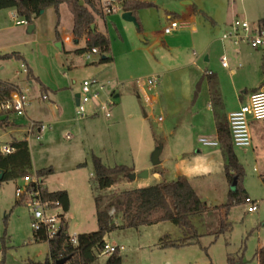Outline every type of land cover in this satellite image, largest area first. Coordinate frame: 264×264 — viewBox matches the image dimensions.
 Wrapping results in <instances>:
<instances>
[{"label":"rangeland","instance_id":"1","mask_svg":"<svg viewBox=\"0 0 264 264\" xmlns=\"http://www.w3.org/2000/svg\"><path fill=\"white\" fill-rule=\"evenodd\" d=\"M141 1L153 6L138 9L134 23L122 18L120 11L102 14L100 0H94V21L109 40L112 58L102 63L98 52L90 59L85 58L86 51L75 52L84 46L83 40L56 45L71 34L72 14L64 3L59 5L57 25L54 10L48 7L28 23L33 26L31 31L28 25L16 23L21 18L12 8L0 9V54L18 52L21 56L0 59V79H13L19 71V79L26 83L22 67H28L47 90L33 84L32 108L48 121L41 133L34 129L28 135V121L10 115L17 126L0 127V146L25 134L29 171L51 168V174L40 177V183L49 190L69 193L66 231L71 236L97 229L96 196L105 197L106 202L108 196L122 190L187 178L208 207L191 216L197 236L188 237V244L159 246L185 237L171 221L126 227L121 212L109 209L114 210L115 228L105 240L123 246L122 264H227V257L233 264H257L256 251L264 245V186L260 179L264 175V119L250 120V146H233L243 167L242 188L257 202V210L247 212L246 203H239L225 212L221 205L235 187L234 178H226L221 147L199 141L215 139L205 79L194 102L192 98L200 75L214 72L227 111L261 77V49L243 41L221 40V35L235 20L256 23L264 18V0ZM194 6L198 12H193ZM170 20L185 23L166 34L163 28ZM222 57L226 67L221 65ZM154 75L158 83L149 95L156 100L146 102L138 95L136 81ZM91 79L96 82L83 94L82 82ZM44 92L49 95L47 100L40 99ZM75 93L89 96L80 118L75 114ZM158 145L159 163L153 165L150 157ZM93 156L108 167L123 168L111 186L98 187ZM142 171H147L146 177H128ZM22 184L21 178L0 182L1 264L44 262L48 255L47 242L32 238L28 206L15 204L14 189ZM106 258L98 253L92 264H104Z\"/></svg>","mask_w":264,"mask_h":264},{"label":"trees","instance_id":"2","mask_svg":"<svg viewBox=\"0 0 264 264\" xmlns=\"http://www.w3.org/2000/svg\"><path fill=\"white\" fill-rule=\"evenodd\" d=\"M61 3H64L72 14V41L77 43L80 39H84V46L75 49V52H87L91 48H95L100 54L99 62L111 61L112 58L109 55L110 43L107 36L96 30L95 25L94 28H91V25L94 24L93 10L96 11L94 0H0V9L12 8L18 17L31 23L34 18L40 15L41 11L52 7L57 25L58 9ZM149 6H153V4L141 0L122 1L123 11H131L133 15L138 9ZM260 21L264 23V18L260 19ZM55 33L58 40L59 36L56 27ZM13 57L21 59L18 52L0 54V59L2 60ZM26 71L28 76H31L28 68H26ZM261 72L264 75V53H262ZM204 77L212 88L215 82L214 74L208 72L203 75ZM16 88L14 84L0 80V92L9 93ZM210 102L215 109L214 118L217 140L225 155L224 172L228 181L234 178L235 184V187L227 193V201L221 205L226 212L230 206L244 203L247 197L241 185L243 167L233 151L226 118L218 112V109L222 106V101L219 94L214 90L210 91ZM9 124L7 119H0V127ZM10 146L13 148L11 153L7 155L0 154V170L3 171L0 182L16 179L29 173L31 161L27 141L25 139H13L10 142ZM92 163L94 177L98 187L101 189L111 186L115 182L116 174L123 171L120 166H106L97 156L92 157ZM51 172V168L35 170V173L41 178L48 176ZM260 179L264 186V175H261ZM41 196L43 199L58 201L63 212L60 214V227L58 232L48 240L44 239L41 232L38 233L40 239H36V235L32 231L33 240L47 242L48 255L44 262L28 261L26 264H56V260L64 257H68V259L63 264H92L105 243V235L115 228L113 216L109 214L111 207L115 209V212H121L122 226L138 227L164 220L171 221L177 225L185 237L180 242L167 240L159 244L161 247H178L190 243L188 237L197 236L191 222V216L203 213L208 208L205 202L197 195L189 180L182 176L171 181H162L149 186L122 190L108 196L106 202L104 201L105 197L96 196L95 217L97 229L92 232L77 234L76 243L72 244L71 238L66 231L67 222L64 216V212L69 207L66 190L48 191L43 187ZM20 202L24 201L17 199L15 204ZM256 258L257 264H264V245L257 249ZM104 264H122L120 250L115 249L110 253ZM227 264H233L229 257H227Z\"/></svg>","mask_w":264,"mask_h":264},{"label":"built area","instance_id":"3","mask_svg":"<svg viewBox=\"0 0 264 264\" xmlns=\"http://www.w3.org/2000/svg\"><path fill=\"white\" fill-rule=\"evenodd\" d=\"M123 0H100L99 11L104 14H111L114 12H123L122 9ZM18 24L28 25L25 19H19L16 21ZM183 24L177 20H170L169 24L163 28L164 33H170L177 27ZM221 40L231 41L237 43L243 41L249 44L253 48L261 49L264 53V23L260 20L256 23H249L246 19L235 20L230 24V29L221 35ZM97 53L95 48H91L86 52L85 58L90 59L91 55ZM223 66H227L224 57L221 59ZM22 71L25 73L26 68L22 67ZM19 74V71H16ZM96 81L94 79L84 80L81 85L83 94L90 91V86ZM158 83L156 76L147 77L145 80H137L138 95H141L146 102L150 101L149 92ZM93 96L97 95V92L92 93ZM45 97V96H44ZM89 101V96H78V102L76 104L75 114L77 118H80L84 114V104ZM30 104L29 95L27 90H21L16 88L9 93L0 92V119L9 120L10 115L24 117L26 109ZM108 115V114H106ZM264 119V86L259 87L252 91L245 103L241 104L236 110H233L227 114L226 121L230 133L231 143L233 146L246 147L251 145V136L249 131L250 120ZM46 128L45 124L37 123L32 120H28L26 133L32 134L34 129L41 131ZM38 137V136H36ZM68 137V135H66ZM199 141L206 146L218 145V141L213 139L200 138ZM13 148L9 144H3L0 146V154L7 155L11 153ZM23 184L16 186L14 189V195L17 199H21L28 206L29 213L31 215V228L35 233L36 239H40L39 232L43 233L44 239L48 240L52 238L59 230L60 227V214H62L61 206L58 201H51L43 199L41 191L43 185L40 183V177L33 172H29L21 177ZM246 211L254 212L257 210V202L252 200L248 196L245 198ZM114 210L109 214H113ZM71 243H76V236L69 235ZM115 249H123V246L114 243H109L105 240V243L100 250L99 254L108 256Z\"/></svg>","mask_w":264,"mask_h":264},{"label":"crops","instance_id":"4","mask_svg":"<svg viewBox=\"0 0 264 264\" xmlns=\"http://www.w3.org/2000/svg\"><path fill=\"white\" fill-rule=\"evenodd\" d=\"M193 12L195 13V12H198L197 11V9L195 8V6L193 7ZM204 15V14H203ZM176 16H178V15H176ZM262 19V18H261ZM260 20V19H259ZM258 20V21H259ZM180 22V21H179ZM183 25H184V23L185 22H181ZM18 24V23H17ZM21 25H23V24H21ZM94 25H95V28H96V30H98V28H97V25H96V22L94 21ZM182 25V26H183ZM194 23H192V25H191V28H194ZM57 31V30H56ZM99 32H101L100 30H98ZM80 40H83L84 41V39L82 38V39H80ZM79 40V41H80ZM72 41V38H71V34H70V37L69 36H65L64 37V39H63V41H60V47L63 45V42H65V43H69V42H71ZM78 41V42H79ZM73 42V41H72ZM77 42V43H78ZM77 43H75V44H77ZM80 48V47H79ZM75 49H77V48H75ZM74 49V50H75ZM223 58V57H222ZM221 58V59H222ZM261 64H262V54H261V63H260V69H261ZM221 65H222V63H221ZM223 66V65H222ZM223 67H226V66H223ZM0 68H2V67H0ZM28 68V67H27ZM29 69V68H28ZM30 70V69H29ZM209 72H211V71H209ZM26 73V75H25V79H24V81L26 82V83H24L23 82V80H20L19 79V77H18V75L19 74H16V72H15V76L16 77H14L13 79H10V80H2V81H5V82H8V83H12V84H14L17 88H19V89H21V90H27V92H28V95H29V101H30V104H29V106H28V108L26 109V113H25V116L23 117V118H25V120H32V121H34V122H37V123H41V124H45L44 122H48V121H46V120H44L45 119V116L44 115H42V113H40L39 111H38V113H36L34 110H33V106H34V101H32L33 100V97H34V91H33V89H34V87H33V84H37L38 86H39V88H40V90L42 89V90H45L46 92H47V90L45 89V87H44V85H42V83H41V81L39 80V78L36 76V75H34L33 74V72L30 70V75L31 76H28V74H27V71L25 72ZM208 72L206 71V72H204L202 75H200V77L198 78V81H197V83H196V89H195V91H194V95H193V98H192V102H194L195 101V99L197 98V96H198V93H199V91H200V84H201V81H202V79H205V83H206V90H207V94H208V104H209V106H210V109H211V111H212V114H213V120H214V129H215V133H214V137H215V139H213V140H216V141H218L217 140V135H216V128H215V118H214V111H215V109L212 107V105H211V102H210V91H216V93H218L219 94V96H220V99H221V101H222V97H221V95H220V93L218 92V84H217V79H216V75H215V73L214 72H211V73H213L214 74V76H215V82H214V86L211 88L210 87V85L208 84V82L206 81V78H203V75H206ZM154 76H156L157 78H158V76L157 75H154ZM1 80V79H0ZM262 86H264V75L262 74L261 75V77L260 78H258L257 80H255L254 81V84L252 85V87L250 88V90H249V92H247V94L246 95H239L238 96V103H237V105H235L234 107H232V108H230V109H228L227 111L225 110L226 109V107H224L223 106V104H222V106L218 109V112L221 114V115H223V116H225V118L227 117V114L229 113V112H231V111H233V110H236L241 104H243V103H245L246 102V100H247V98H248V95L252 92V91H254L255 89H257V88H259V87H262ZM30 91H33V92H30ZM46 92H44V93H46ZM197 92V93H196ZM195 93H196V95H195ZM75 95V94H74ZM45 96V97H44ZM49 98V95L46 93V94H41L40 95V99L41 100H47ZM39 100V99H38ZM151 100H156V96H150V101ZM75 102V101H74ZM75 106H76V104H75ZM9 121V125H7V126H3L2 128H7V127H9V126H17V125H15L16 123L14 122V120H8ZM44 130V129H43ZM43 130H41V131H43ZM36 132H38V133H41V131H38V129H36L35 130ZM26 132V131H25ZM27 134V133H26ZM13 139H25L26 141H27V144H28V140H27V137H25V134L22 136V137H20V138H12V140ZM12 140H9L8 142H4L3 144H9L10 145V142L12 141ZM218 145L220 146V144H219V142H218ZM29 148V147H28ZM30 153V152H29ZM31 161V160H30ZM37 170V169H36ZM29 172H31V171H29ZM19 178H21V177H19ZM44 178H46V177H44ZM44 186V185H43ZM45 188H46V186H44ZM47 189V188H46ZM48 191H55V190H59V189H54V190H49V189H47ZM63 190H65V189H63ZM195 190V189H194ZM66 192H67V195H68V200H69V204H70V199H69V193H68V191L66 190ZM64 216H65V218H66V212H64Z\"/></svg>","mask_w":264,"mask_h":264},{"label":"water","instance_id":"5","mask_svg":"<svg viewBox=\"0 0 264 264\" xmlns=\"http://www.w3.org/2000/svg\"><path fill=\"white\" fill-rule=\"evenodd\" d=\"M121 16L125 20L133 21L134 23H136V18L134 17V15L132 14L131 11H123ZM91 28H94V24L91 25ZM32 29H33V26L32 25H28V31H31ZM56 45L58 47H60V42H56ZM78 96H79V93H75V95H74L75 104H77V102H78ZM160 151H161V146L160 145L156 146L154 148V150L152 151L150 158H151V163L153 165H157L159 163V153H160ZM2 174H3V171L0 170V179L2 177ZM146 175H147V171H142L139 174L131 173V174L128 175V177L131 178V179H134L136 176H138V177H146ZM67 259H68V257H64V258L56 260L55 263L56 264H63Z\"/></svg>","mask_w":264,"mask_h":264}]
</instances>
